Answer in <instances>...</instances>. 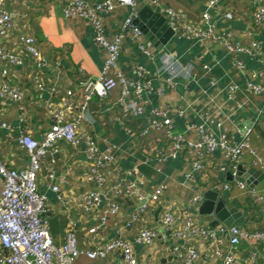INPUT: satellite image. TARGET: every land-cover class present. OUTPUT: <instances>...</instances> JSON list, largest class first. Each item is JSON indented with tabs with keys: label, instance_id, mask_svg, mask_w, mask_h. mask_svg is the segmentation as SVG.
I'll return each mask as SVG.
<instances>
[{
	"label": "crops",
	"instance_id": "obj_1",
	"mask_svg": "<svg viewBox=\"0 0 264 264\" xmlns=\"http://www.w3.org/2000/svg\"><path fill=\"white\" fill-rule=\"evenodd\" d=\"M68 0H4L5 7L12 11L15 27L4 39V46L15 51L24 59L22 65H11L0 60V85L3 80L2 69L7 68V79L12 86L20 87L25 96L20 102L0 99V122L6 121L39 138L55 122L53 108H63L67 120H79L82 98L81 83L88 77L97 76L103 67L105 52L96 45L91 25L81 18H68L64 6ZM93 3L96 0H88ZM165 5L186 12L194 20L200 19L201 13L209 11L217 30H229L236 40L249 46L255 40L262 44L264 52V23L260 27L254 24V12L264 0H219L215 7L209 8V0H162ZM153 10L157 7L141 0L139 10L144 5ZM157 11V10H156ZM232 17H227V13ZM130 13V8L119 7L113 13L104 15L105 27L110 34L120 31L123 20ZM23 34L35 36L38 47L47 59V65L38 68L30 54L20 45L18 38ZM154 59L141 55L129 40L125 42L124 53L120 59L121 68L130 78H136L139 65L150 72L152 90L145 92L146 112L142 116L130 118L122 115L115 106L121 96V88L116 87L106 99L93 98L86 112L87 120L81 122L84 130L94 136L101 147L111 146L117 158V164L123 170L138 165L146 175L148 185L146 195L154 191L159 184H167V190L158 202L150 204L147 212L137 221H132L135 208L139 205L135 199L119 198L120 212L110 216L106 226L91 233L89 230L101 221V209L86 210L81 205L83 194L92 186L86 181L88 161L85 147H74L67 141L58 144L59 151L49 153L42 161L37 183L47 196L49 230L55 243L65 241L68 225L73 221L82 249H91L105 244L120 232L124 237L134 240L144 227H152L159 233L156 241L149 246H137L138 264H183L174 251L173 241L164 230L161 213L166 202L176 201L185 205L197 193L207 190L206 182L197 176L193 182L185 179L190 162L181 156L158 162L156 154L168 148V140L163 131L152 130L148 135H138L148 123L151 109L162 103L171 107V117L177 131L186 132L189 138L197 139L198 134L193 124L210 125L209 117L225 119L230 133L237 139L241 133L251 129L250 145L257 155L248 149L239 164L248 170L257 167L263 172L251 188L247 181L246 189L236 184V176L226 166L222 153L217 151L207 157V176L211 182L231 181V189L225 192L228 201L235 204L245 214L244 227L264 230V99L248 91L250 79L257 83L264 82V53L255 55L241 53L244 69H239L234 62V54L218 42L199 41L196 38L176 35ZM164 55L169 59L164 61ZM209 66L206 68L205 66ZM260 72L263 74L260 75ZM256 74L255 76H253ZM172 79L173 81H170ZM214 82V84H212ZM236 83L239 88L234 97L230 96L229 86ZM39 84L45 87L39 88ZM48 86H55L60 93ZM163 88L165 94L158 95ZM72 90L68 97L71 106H64L66 91ZM183 109L184 116L179 110ZM248 123V125H246ZM132 128L133 132L128 131ZM10 137L7 130L0 126V156L12 168H24L30 164L26 150ZM262 163L255 165L256 158ZM54 160V163L52 161ZM52 169L54 175L49 176ZM229 173L234 179H229ZM233 178V177H232ZM59 186V193L52 187ZM3 181L0 179V195ZM254 189L257 197L250 194ZM62 196V199L58 198ZM201 205V204H200ZM195 217L203 225L213 226L214 216L201 214L196 210ZM131 225L128 226V222ZM193 240L190 244L202 247L207 254L198 264H221L215 258L207 242ZM3 250L0 246V257ZM237 264H264V244L250 239H242L238 247ZM122 261L121 254H111L106 259L90 258L81 254L71 264H116Z\"/></svg>",
	"mask_w": 264,
	"mask_h": 264
},
{
	"label": "built area",
	"instance_id": "obj_2",
	"mask_svg": "<svg viewBox=\"0 0 264 264\" xmlns=\"http://www.w3.org/2000/svg\"><path fill=\"white\" fill-rule=\"evenodd\" d=\"M148 4L156 6L157 11L166 16L169 25L178 37L196 38L199 41L218 42L229 52L234 54L235 65L244 69L245 65L240 59L241 53L255 55L263 54L262 44L255 40L246 46L229 30H217L209 11L201 13L200 19H191L186 12L165 5L162 0H145ZM219 0H209V8L215 7ZM141 0H96L93 3L88 0H68L64 6V13L68 18H81L92 27L94 41L105 52L104 63L101 72L95 77H88L81 83L82 98L78 103L80 107L79 120H67L63 108H53L55 122L39 138L32 136L25 130H17L16 126L6 121L0 122L10 137L16 136L17 144L26 150L30 157V164L24 168L9 167L0 156V179L3 181V189L0 195V246L3 250L0 264H71L81 254L90 258L106 259L111 254H121L122 261L116 264H138L137 246L152 245L159 237V233L152 227H144L136 235L134 240L124 237L120 232L115 238L101 246L91 249H82L78 245L75 232V223L71 221L66 231L65 241L62 244L54 242L49 230L47 217V196L42 192L37 183L38 172L42 167L43 159L49 153L59 151L58 144L67 141L74 147H85L88 161L86 181L92 186L82 197L81 205L86 210L101 209L103 215L99 224L90 228L91 233L106 226L110 216H116L120 212L119 198L135 199L139 205L135 208L132 221H137L146 213L150 204L158 202L167 190V184H159L154 191L146 195L147 178L138 165L123 170L117 164L116 154L111 146L101 147L94 136L84 130L81 122L87 120L86 112L93 98L101 100L111 96L116 87L121 88V96L115 106L121 110L125 117L142 116L146 112V101L143 98L145 92L152 90V79L148 69L139 65L136 69V78H130L120 66V59L124 53V45L127 40L134 44L138 52L154 59L159 52L154 42L149 40L143 31L135 24ZM119 7L130 8V13L125 16L120 31L110 34L105 27L103 16L113 13ZM232 17L231 13L226 14ZM264 23V5H259L254 12V24L260 27ZM15 27V19L12 11L5 7L4 0H0V60L8 64L22 65L24 59L15 51H10L4 46V39ZM20 45L31 55L38 68L47 65V59L38 47L35 36L23 34L19 36ZM164 55L163 60L168 61ZM208 68L209 66H205ZM3 80L0 85V99L20 102L25 92L20 87L12 86L7 79L8 69H2ZM263 72H260V75ZM254 74L253 76H255ZM170 81H173L170 79ZM214 84V82H212ZM43 84H39L41 90ZM53 91L60 93L55 86H48ZM239 86L233 83L229 86L230 96L234 97ZM248 91L261 95L264 99V82L257 83L250 79L246 86ZM158 95L165 94L163 88L158 89ZM73 95L72 90H67L64 106H71L68 97ZM151 115L147 125L139 131L138 135H148L152 130L163 131L168 148L156 154L158 162H166L168 159H176L185 156L190 162V168L185 174L188 182L196 180L197 176L206 182V188L212 190L229 191L231 181L211 182L207 176V157L220 151L226 160V167L236 176L239 162L244 152L248 149L254 155L256 151L250 145L251 129L241 133L237 139L230 133L225 119L209 117L210 125L193 124L198 134L197 139L189 138L186 132L177 131L174 120L171 117V107L162 103L151 109ZM180 116H184L183 109L179 110ZM128 131L133 132L132 128ZM258 157L255 165L262 163ZM54 163V160L52 161ZM52 169L49 176L53 177ZM236 184L242 189L247 188L244 180H236ZM52 189L59 193V186ZM250 194L258 199L254 189ZM62 199L61 195H58ZM203 194L197 193L185 205L176 201H169L163 207L161 222L164 230L173 241L174 251L182 259L183 264H198L207 254L202 252V247L190 244L193 240L207 242L211 254L220 259L221 264L238 263V247L242 239H250L264 244L263 229H249L244 226H226L222 223L216 226L203 225L196 220L195 211L199 209L203 201ZM131 221L128 222V226ZM254 264V262H252Z\"/></svg>",
	"mask_w": 264,
	"mask_h": 264
},
{
	"label": "water",
	"instance_id": "obj_3",
	"mask_svg": "<svg viewBox=\"0 0 264 264\" xmlns=\"http://www.w3.org/2000/svg\"><path fill=\"white\" fill-rule=\"evenodd\" d=\"M134 22L145 36L154 42L158 50H162L174 36V30L169 25L166 16L159 11L153 10L147 4L140 8ZM262 174L263 172L255 166L246 170L239 164L236 179L243 178L251 188H254L256 181L252 177L259 178ZM229 179H234L231 173H229ZM203 198L199 212L214 216V220L211 223L213 226L220 223L228 227L234 225L243 226L246 220L244 212L228 201L224 191L207 190L204 192Z\"/></svg>",
	"mask_w": 264,
	"mask_h": 264
}]
</instances>
